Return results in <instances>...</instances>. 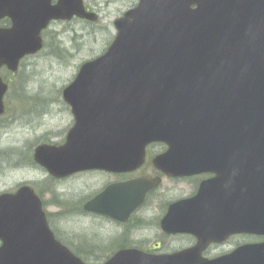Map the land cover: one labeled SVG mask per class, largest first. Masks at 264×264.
<instances>
[{"label":"water","instance_id":"water-1","mask_svg":"<svg viewBox=\"0 0 264 264\" xmlns=\"http://www.w3.org/2000/svg\"><path fill=\"white\" fill-rule=\"evenodd\" d=\"M73 17L96 14L83 0H0V20L10 22L0 25V69L15 73L42 49L51 21ZM113 24L109 45L64 87L75 120L66 142L36 146L34 159L57 175L128 170L159 140L181 154L172 158L181 171H217L228 161L229 174L239 165L240 198L254 206L255 231L264 234V0H138ZM7 87L0 75V114ZM234 152L251 154L252 163ZM0 240V264H86L55 240L25 185L0 193ZM200 248L159 264H264V242L210 261Z\"/></svg>","mask_w":264,"mask_h":264},{"label":"flooded vegetation","instance_id":"flooded-vegetation-1","mask_svg":"<svg viewBox=\"0 0 264 264\" xmlns=\"http://www.w3.org/2000/svg\"><path fill=\"white\" fill-rule=\"evenodd\" d=\"M83 4L96 14V19L73 17L69 20L98 23L100 19L94 6H88L84 0ZM63 91L61 87L54 95L48 92L46 96L28 97L35 103L31 102L24 116L58 117L64 123L45 129L38 137L39 142L24 156L9 152L3 157L0 151V163L13 168L25 166L33 175L0 193L14 192L22 185L32 190L53 237L75 256L86 264L110 261L112 264H159L160 256L187 252L200 245L198 256L210 261L264 242V234L255 231L254 206L240 198L239 175H233L239 172V165H234L235 171L229 174L228 161H222L217 171H181L175 166L179 162L172 159L181 154L168 151V145L157 140L144 146L141 161L128 170L90 167L57 175L37 162L35 147L62 146L75 123ZM8 105L5 94L0 119L6 115L11 120L15 118V103L12 109ZM229 156L246 157L247 163H252L251 157H254L236 152ZM68 216L77 223L72 231L64 229V219ZM204 234L211 239L200 242L199 237ZM117 255L125 256L120 258L121 262H115Z\"/></svg>","mask_w":264,"mask_h":264},{"label":"rangeland","instance_id":"rangeland-1","mask_svg":"<svg viewBox=\"0 0 264 264\" xmlns=\"http://www.w3.org/2000/svg\"><path fill=\"white\" fill-rule=\"evenodd\" d=\"M84 2L90 7L94 6L100 19L98 23H86L76 18L53 21L42 32L44 46L38 53L24 57L14 75L5 69L0 70V74L8 79L9 87L13 89L8 87L6 92L7 105L11 104L9 109H12L15 103L16 107L13 120L7 115L0 119V151L4 153L3 157L9 152L24 156L32 151L45 129L64 123L58 117L44 119L34 115L24 116V111L35 103L33 98L28 97L46 96L48 92L54 95L57 88L66 86L83 61L95 58L104 51L115 33L113 21L134 6L137 0ZM20 91L25 94L18 93ZM41 122L44 123L37 127ZM30 177H33L32 172L25 166L13 168L7 163H0V191L11 189ZM63 225L68 231L77 228L71 216L64 219Z\"/></svg>","mask_w":264,"mask_h":264},{"label":"trees","instance_id":"trees-1","mask_svg":"<svg viewBox=\"0 0 264 264\" xmlns=\"http://www.w3.org/2000/svg\"><path fill=\"white\" fill-rule=\"evenodd\" d=\"M8 24H9V21L6 18L0 21V25H8Z\"/></svg>","mask_w":264,"mask_h":264}]
</instances>
